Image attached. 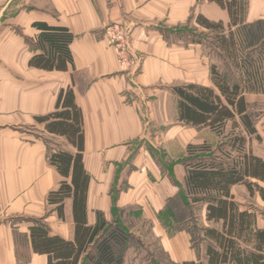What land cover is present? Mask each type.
Instances as JSON below:
<instances>
[{"label":"crops","instance_id":"obj_1","mask_svg":"<svg viewBox=\"0 0 264 264\" xmlns=\"http://www.w3.org/2000/svg\"><path fill=\"white\" fill-rule=\"evenodd\" d=\"M248 7L247 23L264 20V0H249ZM198 15L225 26L231 22L227 9L208 0H0V264H48V256L33 249V220H43L51 234L74 238L73 199L65 201L64 219L48 203V193L65 178L47 152L49 140L72 153L76 148L37 120L53 112L59 92L71 87L83 112L88 224L98 212L112 220L114 209L140 215L172 264L205 262L191 234L171 223L166 208L181 187L162 164L174 162L175 177L183 183L186 171L177 162L187 155V145L209 142L208 128L179 121L172 91L188 83L214 87L212 55L202 43L178 37L185 25L201 27ZM41 21L73 32L74 62L67 71L29 65L45 50L37 46L33 25ZM114 22L129 30L131 49L141 58L136 69L119 65L106 34ZM245 98L261 136L250 148L264 160V92H246ZM231 191L243 207L252 199L264 211L259 192L252 196L242 184ZM195 208H202L206 221L205 205ZM257 221L264 228V217Z\"/></svg>","mask_w":264,"mask_h":264},{"label":"trees","instance_id":"obj_2","mask_svg":"<svg viewBox=\"0 0 264 264\" xmlns=\"http://www.w3.org/2000/svg\"><path fill=\"white\" fill-rule=\"evenodd\" d=\"M208 1L227 9L231 22L225 26L224 22L211 21L203 15H198L196 22L208 31L211 47L222 50L236 72L222 71L213 63L214 87L188 83L172 88L177 96L179 121L199 130L208 128L221 137L216 146L207 140L187 145V155L177 162L186 171L183 183L175 177L174 162L170 166L162 163L171 171L173 182L181 187L180 195L170 200L166 208L171 223L175 230L185 229L191 234L196 249L200 250L197 241L205 244V262L200 258L176 264H264V228L258 226L259 209L243 207L231 191L234 185L242 184L252 196L259 192L264 197V160L250 148L253 138L260 140L261 136L245 98L246 92H264V20L245 21L249 0ZM33 25L39 30L37 46L45 50L34 54L29 65L67 71L74 62L70 49L73 32L43 21ZM178 37L186 43H202L189 33L179 32ZM57 98L55 110L38 116L37 120L45 122L50 133L64 136L76 152L54 147L49 142V163L65 179L47 198L60 219L65 218V201L73 199L75 235L69 240L51 234L43 220H33V249L47 255L48 264H125V251L131 239L122 225L121 212L114 209L112 220L98 212L96 222L88 224L90 174L84 167L83 112L72 87L62 89ZM229 124L231 128L226 133ZM199 204L205 205L206 221L220 226L199 228L195 223L194 232L191 226L183 225L197 221L194 212Z\"/></svg>","mask_w":264,"mask_h":264},{"label":"rangeland","instance_id":"obj_3","mask_svg":"<svg viewBox=\"0 0 264 264\" xmlns=\"http://www.w3.org/2000/svg\"><path fill=\"white\" fill-rule=\"evenodd\" d=\"M185 28L180 30L179 32L182 34L189 33L190 35H195L197 39L201 40L206 53H209L213 57V63L219 66L222 71H230L231 73L236 72L234 66L230 64V61L226 58L225 53L222 50L215 49L211 47L210 41L208 40V31L203 29L202 27L196 28L193 24L192 25H185ZM177 36V34L175 35ZM193 39V38H191ZM232 66V67H231ZM264 67V61H263ZM231 124H229L226 133L230 131ZM210 132H212L209 129ZM208 131L209 142L216 146L218 141L220 140V136L216 133L212 132V134ZM255 139V138H253ZM51 145L54 147H59L60 144L56 141L49 140ZM252 142V141H251ZM61 147V146H60ZM179 151V150H178ZM254 196V195H253ZM249 201V200H248ZM246 201V206H254V201L251 199V203ZM253 202V203H252ZM259 209V216L264 217V211L261 208L254 206ZM195 216H197V221L193 220L194 223H184L183 225L191 226L192 229L194 228V224H198L197 227H204V226H220V224H213L208 223L205 221L204 218V211L202 208L195 209ZM122 225L128 230L130 234V243L128 248L126 249V262L125 264H172L167 253L164 251L162 247L161 241L156 238L152 233V225L149 222H145L142 220L140 215L135 217L130 215H121L120 216ZM194 230V229H193ZM197 230H194L196 232ZM197 247L202 249L205 253V244L200 243L199 241L196 242ZM231 264V263H230Z\"/></svg>","mask_w":264,"mask_h":264},{"label":"built area","instance_id":"obj_4","mask_svg":"<svg viewBox=\"0 0 264 264\" xmlns=\"http://www.w3.org/2000/svg\"><path fill=\"white\" fill-rule=\"evenodd\" d=\"M106 34L110 45L117 53L120 67L125 71L138 68L141 58L131 49L130 33L127 26L120 22H114L107 28Z\"/></svg>","mask_w":264,"mask_h":264}]
</instances>
